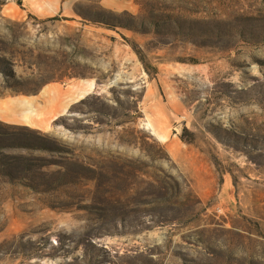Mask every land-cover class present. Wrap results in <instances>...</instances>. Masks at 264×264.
<instances>
[{
	"label": "rangeland",
	"instance_id": "rangeland-1",
	"mask_svg": "<svg viewBox=\"0 0 264 264\" xmlns=\"http://www.w3.org/2000/svg\"><path fill=\"white\" fill-rule=\"evenodd\" d=\"M0 264H264V0H0Z\"/></svg>",
	"mask_w": 264,
	"mask_h": 264
},
{
	"label": "crops",
	"instance_id": "crops-1",
	"mask_svg": "<svg viewBox=\"0 0 264 264\" xmlns=\"http://www.w3.org/2000/svg\"><path fill=\"white\" fill-rule=\"evenodd\" d=\"M42 95V99L45 100L43 104L45 106V114L49 115V117L60 114L67 106L61 97L62 90L58 86L49 87ZM2 115H6V113H2Z\"/></svg>",
	"mask_w": 264,
	"mask_h": 264
}]
</instances>
